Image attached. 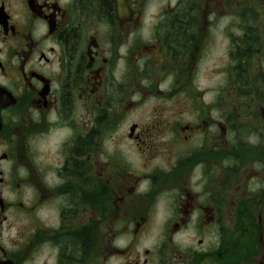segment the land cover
I'll return each mask as SVG.
<instances>
[{
  "label": "flooded vegetation",
  "instance_id": "obj_1",
  "mask_svg": "<svg viewBox=\"0 0 264 264\" xmlns=\"http://www.w3.org/2000/svg\"><path fill=\"white\" fill-rule=\"evenodd\" d=\"M0 264H264V0H0Z\"/></svg>",
  "mask_w": 264,
  "mask_h": 264
},
{
  "label": "rangeland",
  "instance_id": "obj_2",
  "mask_svg": "<svg viewBox=\"0 0 264 264\" xmlns=\"http://www.w3.org/2000/svg\"><path fill=\"white\" fill-rule=\"evenodd\" d=\"M144 244H147V242H146V243H144Z\"/></svg>",
  "mask_w": 264,
  "mask_h": 264
}]
</instances>
